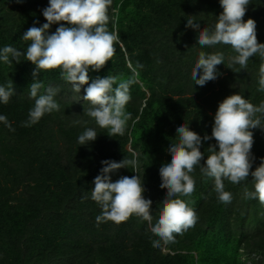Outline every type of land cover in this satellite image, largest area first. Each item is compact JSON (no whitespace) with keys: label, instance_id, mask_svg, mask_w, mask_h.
Masks as SVG:
<instances>
[{"label":"trees","instance_id":"1","mask_svg":"<svg viewBox=\"0 0 264 264\" xmlns=\"http://www.w3.org/2000/svg\"><path fill=\"white\" fill-rule=\"evenodd\" d=\"M48 5L49 0H0V49L26 51L30 41L22 36L47 22L43 10ZM222 11L219 0H112L108 29L121 42L113 58L100 71L89 70V76L135 80L123 136L109 137L107 129L83 112L91 106L83 100L87 85L75 93L61 79L60 69L41 70L36 78L43 84L38 95L49 87L60 90L55 97L60 110L23 126L35 103L30 96L35 66L23 55L19 63L11 56V63L0 60V86L13 82L15 92L7 104L0 102V115L11 125L0 122V264H264V204L244 195L246 188L254 191L251 176L240 184L224 181L232 194L231 203L224 204L214 191V179L196 167L190 174L195 191L179 198L195 210L198 220L187 231L173 233L172 241L161 240L160 247L152 246L160 238L151 233L149 222L136 215L120 224L98 225L102 209L91 199L101 162H120L137 153L143 196L153 202L154 225L167 194L160 187L159 169L171 161L168 149L178 142L177 127L185 123L201 138L211 136L215 113L227 96L238 93L257 106L264 101L259 90L264 61L259 55L240 69L232 63L237 53L230 45L197 44L199 31L211 29ZM190 16L200 29L186 27ZM243 19L255 20L258 42L264 43V0H251ZM57 27L53 24L49 34ZM201 51L224 54L217 79L203 87L191 79ZM87 128L97 138L80 145L78 137ZM252 131L254 171L264 158V130ZM215 143L202 139L205 159L208 146ZM110 175L115 182L136 173L121 168Z\"/></svg>","mask_w":264,"mask_h":264},{"label":"clouds","instance_id":"2","mask_svg":"<svg viewBox=\"0 0 264 264\" xmlns=\"http://www.w3.org/2000/svg\"><path fill=\"white\" fill-rule=\"evenodd\" d=\"M219 3L223 11L216 17L211 29L204 27L199 31L197 44L201 47L230 45L237 53L232 63L238 64L240 69H246L249 59L255 55L264 61V43L258 42L256 22L243 19L251 0H219ZM111 4L112 0H49L48 7L43 10L47 22L40 27H30L22 36L24 41H30L26 51L21 52L12 46L0 49V60L5 63H11L10 56L19 63L23 55L24 60L35 66L30 84V96L35 103L23 126L30 127L45 114L60 110L55 99L60 90L49 87L46 94L38 95L43 84L36 79L41 70L60 69L61 79L71 84L75 93L87 85L83 100L91 106L83 112L93 118L101 129H107L109 137L125 134L127 121L131 118L125 109L131 99L130 86L135 80L117 82L110 75L95 79L89 76V70L98 72L113 58L115 45L121 42L119 34L108 29ZM53 24H59V27L49 34ZM186 27L197 30L200 24L194 16H190ZM220 64H224L222 52H199L191 79L203 87L208 81L217 79V66ZM259 90L264 91V64L260 67ZM14 94L13 82L7 87L0 86V102L3 104H7ZM0 122L11 128L6 116L0 115ZM257 128L264 130V101L257 106L238 93L227 96L219 103L211 136L201 138L188 124L179 125L176 129L178 142L172 143L168 149L171 161L159 169L160 187L167 189V194L154 225L151 223L153 202L143 196L145 188L139 175V154L133 153L132 158L125 157L120 162L102 161L104 167L101 174L95 177L91 190V199L102 209L96 217L97 224L106 221L120 224L136 215L148 221L151 233L160 238L152 241L153 247H160L161 240L165 243L172 241L173 233L187 231L198 220L195 210L179 198L181 195L190 196L195 191L196 181L190 174L196 167L200 168L203 176L214 179V191L219 202L228 204L232 200V194L225 190V180L240 184L251 176L254 191L246 188L245 198L258 199L264 204V158L252 170V130ZM96 138V131L87 128L78 137V142L84 145ZM202 139H214L216 142L208 146L206 159L201 151ZM121 168H131L136 175L123 176L112 182L110 174Z\"/></svg>","mask_w":264,"mask_h":264}]
</instances>
